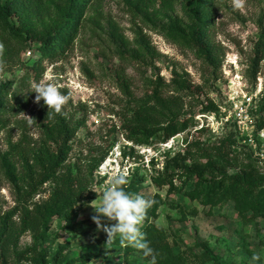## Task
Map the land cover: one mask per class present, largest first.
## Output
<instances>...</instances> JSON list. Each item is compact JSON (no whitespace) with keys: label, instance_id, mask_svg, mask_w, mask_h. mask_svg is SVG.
<instances>
[{"label":"rangeland","instance_id":"rangeland-1","mask_svg":"<svg viewBox=\"0 0 264 264\" xmlns=\"http://www.w3.org/2000/svg\"><path fill=\"white\" fill-rule=\"evenodd\" d=\"M38 3L28 0L32 7ZM240 3L238 8L236 0H208L197 9L182 0H89L69 48L55 58L41 57L40 36L26 30L44 31L46 37L70 28L74 0H43L45 15L30 17L25 26L13 20L26 43L13 40L0 48V110L7 109V126L0 132L1 215L11 213L20 199L8 171L21 193L27 191L24 163L32 164L44 150L42 123L48 116L61 115L75 131L63 171L100 165L81 200L52 219L37 242L32 232H22L10 264H153V256L155 264H264V166H256L262 181L243 187L235 182L234 175L243 174L235 156L194 146L229 134L240 140L244 154L238 161L249 163V148L226 119L245 94L264 100V0ZM200 11L210 21L201 49L167 37L173 27H189L188 13ZM258 57L254 81L246 71ZM151 81H161L165 94L175 93L181 82L195 87L191 94L180 92L191 126L165 143L133 147L121 132L119 115L130 98L151 93ZM38 83L55 84L68 97L60 114L43 100L36 103ZM259 117L262 131L264 105ZM183 164H202L207 172L191 174ZM121 173L126 192L154 202L141 227L161 233L167 245L153 256L118 236L107 244V233L92 219L112 177ZM55 188L54 180L44 183L32 193L30 207L48 200Z\"/></svg>","mask_w":264,"mask_h":264},{"label":"trees","instance_id":"trees-1","mask_svg":"<svg viewBox=\"0 0 264 264\" xmlns=\"http://www.w3.org/2000/svg\"><path fill=\"white\" fill-rule=\"evenodd\" d=\"M36 1L39 2L37 7H32L28 4V0H0V46L9 45L13 40L18 45H25V33L21 31V27L17 28L12 22L17 19L25 26V22L30 17L45 15L44 9L40 6L43 0ZM162 1L171 4L178 0ZM182 1L195 3V7L201 9V6L208 0ZM88 2L89 0H74L73 10L68 13L67 17L70 28L59 29L46 37L44 31L35 33L32 28H27L26 33L40 36L39 41L42 47L39 52L41 57L55 58L69 48L71 37L78 32L80 20ZM188 15L190 16L189 27L182 26L178 29L173 27L167 31V37L177 45L201 49L206 27L210 21L202 17L201 11L200 14L190 12ZM261 60L262 58L258 57L251 69L246 71L251 80H256ZM181 83L178 84V88H175V93L165 94L163 91L165 85L161 81H151L150 86L155 85L151 93L143 98H130L127 101L123 112L119 115L120 128L125 139L133 147L151 146L158 141L165 143L190 128L191 119L184 113L185 102L180 92H186V95L187 93L191 94L195 87ZM261 104L260 112L263 111L264 100ZM6 126L7 109L0 110V132ZM42 127L46 139L44 150L35 157L32 164L28 161L24 163V174L28 183L27 191L21 193L16 176L8 171L12 184L19 192L20 199L18 206L11 213L2 216L0 211V264H10L22 232L29 230L33 234L34 241L37 242L52 219L60 216L65 207L72 206L81 200L83 188L93 179L94 173L100 165V163L95 166L77 165L75 169L63 171L66 170L65 162L71 152L75 131L61 115L48 116L47 120L42 123ZM239 141L232 135L226 134L215 140L197 141L194 146L198 150L214 152L226 158L235 156V166L241 167L243 170V174L234 175L235 182L240 186L250 188L254 181L257 184L262 181V177L256 171V166L260 163L248 145L245 146L249 148V153H247L249 163L238 161L240 155L244 154L242 150H238ZM182 167L191 174L202 175L207 172L206 166L202 164H183ZM50 180H54L56 184L54 193L48 200L37 203L31 208L32 193ZM17 215L19 219H15ZM141 231L145 233L146 241L154 250L153 254L159 253L167 245L161 239V233L156 230L151 231L147 225L141 227ZM171 264H184V262L174 260Z\"/></svg>","mask_w":264,"mask_h":264},{"label":"clouds","instance_id":"clouds-1","mask_svg":"<svg viewBox=\"0 0 264 264\" xmlns=\"http://www.w3.org/2000/svg\"><path fill=\"white\" fill-rule=\"evenodd\" d=\"M241 6L240 0H236V7ZM34 92L37 94L36 103L43 100L48 109L56 114L61 113L68 99L55 84L51 83H38ZM126 182L127 178L123 173L112 177L110 186L103 193L101 206L94 207L98 215L93 216L92 219L107 233V244H112L118 236L122 243L142 250L146 256H150L154 250L146 241L141 225L154 202L139 194L126 192L123 189ZM101 217H107L116 223L111 226L104 225ZM153 264H155L154 256Z\"/></svg>","mask_w":264,"mask_h":264},{"label":"built area","instance_id":"built-area-1","mask_svg":"<svg viewBox=\"0 0 264 264\" xmlns=\"http://www.w3.org/2000/svg\"><path fill=\"white\" fill-rule=\"evenodd\" d=\"M261 102L258 94L254 92L245 94L244 101L235 104L226 123H233L238 137L253 150L259 163L264 166V130L258 129Z\"/></svg>","mask_w":264,"mask_h":264}]
</instances>
